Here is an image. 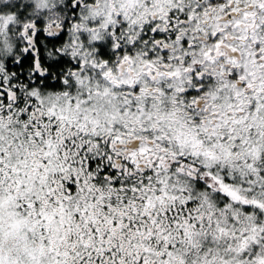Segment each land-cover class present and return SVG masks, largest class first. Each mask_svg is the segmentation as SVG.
<instances>
[{
  "label": "snow or ice",
  "instance_id": "snow-or-ice-1",
  "mask_svg": "<svg viewBox=\"0 0 264 264\" xmlns=\"http://www.w3.org/2000/svg\"><path fill=\"white\" fill-rule=\"evenodd\" d=\"M0 264H264V0H0Z\"/></svg>",
  "mask_w": 264,
  "mask_h": 264
}]
</instances>
